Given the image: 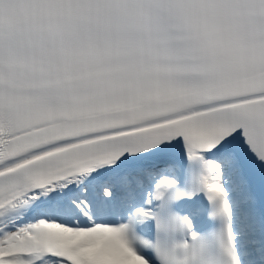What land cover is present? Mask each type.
Here are the masks:
<instances>
[{
  "label": "snow or ice",
  "instance_id": "obj_1",
  "mask_svg": "<svg viewBox=\"0 0 264 264\" xmlns=\"http://www.w3.org/2000/svg\"><path fill=\"white\" fill-rule=\"evenodd\" d=\"M0 264H264V0H0Z\"/></svg>",
  "mask_w": 264,
  "mask_h": 264
}]
</instances>
